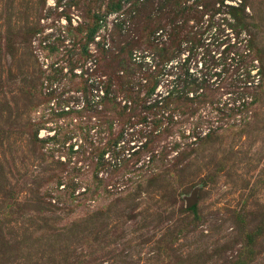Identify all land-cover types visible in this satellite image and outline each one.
<instances>
[{"label": "rangeland", "instance_id": "rangeland-1", "mask_svg": "<svg viewBox=\"0 0 264 264\" xmlns=\"http://www.w3.org/2000/svg\"><path fill=\"white\" fill-rule=\"evenodd\" d=\"M120 1L0 0V264H264V0H201L179 54L104 99Z\"/></svg>", "mask_w": 264, "mask_h": 264}, {"label": "trees", "instance_id": "trees-1", "mask_svg": "<svg viewBox=\"0 0 264 264\" xmlns=\"http://www.w3.org/2000/svg\"><path fill=\"white\" fill-rule=\"evenodd\" d=\"M125 1L130 3V0H123V4H126ZM187 2L188 0H131V4L125 9L121 1L112 4L111 12L124 17L122 19L119 18L115 26H117V36L124 39L125 45L121 48L118 47L119 50L116 54L112 53L109 47L106 49L104 46L100 47L101 54L96 58V62L100 63L103 61L109 68L114 70V72L112 70L109 81L99 82V85L102 84V86L108 84L105 88L104 99H107L110 92L113 93V90L108 93L112 85L111 81L117 82L121 92L124 93V98L137 94L133 88L141 85L143 76L136 74L143 67V64H147L144 63L146 55L143 53L151 56L149 60L151 66H159L170 60L169 52L164 48L166 45L174 49L171 57L173 58L179 54L181 44L191 40L189 31L183 33L181 31L182 26L176 25L175 21L178 20V17L180 19L184 17L183 19H185L189 15H196L198 12L197 8L200 6L203 9L206 4L201 3V0H194L191 5L186 4ZM229 9L239 11V9L234 7H229ZM127 17L130 18L128 21L125 20ZM99 27V23L93 26L88 42L94 37ZM239 27V23L233 26L236 30ZM236 34H239L238 30ZM113 44L115 43L113 42ZM140 45H143L144 48H140ZM135 48L141 49L140 58L133 55ZM113 50H117L116 47H113ZM240 58L241 55H237L235 60L237 69L243 70L241 73L239 72L238 76L239 79L241 77V81L242 79L246 81L245 76L249 71L241 67L243 61ZM119 72L121 74H118ZM204 77L205 75H202V78L193 77L186 79L181 87L178 85L172 86V88L166 90V95L160 96L159 100L148 104L146 108L154 116L153 118L159 115L167 124L173 123L174 115L180 112L178 110L180 109L178 108L179 104L199 98L202 93H199L198 90H203L204 86H209L208 81ZM189 94L192 95L190 96ZM109 98L112 99V97ZM154 122L155 120L152 123Z\"/></svg>", "mask_w": 264, "mask_h": 264}, {"label": "water", "instance_id": "water-1", "mask_svg": "<svg viewBox=\"0 0 264 264\" xmlns=\"http://www.w3.org/2000/svg\"><path fill=\"white\" fill-rule=\"evenodd\" d=\"M193 203V201H190V205Z\"/></svg>", "mask_w": 264, "mask_h": 264}]
</instances>
